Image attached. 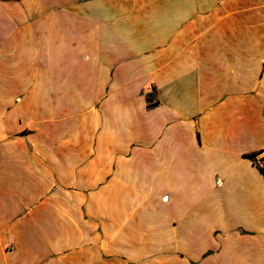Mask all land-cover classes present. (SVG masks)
<instances>
[{
    "label": "crops",
    "instance_id": "crops-1",
    "mask_svg": "<svg viewBox=\"0 0 264 264\" xmlns=\"http://www.w3.org/2000/svg\"><path fill=\"white\" fill-rule=\"evenodd\" d=\"M264 0H0V264H264Z\"/></svg>",
    "mask_w": 264,
    "mask_h": 264
},
{
    "label": "built area",
    "instance_id": "built-area-1",
    "mask_svg": "<svg viewBox=\"0 0 264 264\" xmlns=\"http://www.w3.org/2000/svg\"><path fill=\"white\" fill-rule=\"evenodd\" d=\"M255 162L260 166H264V146L258 149L254 154L251 155Z\"/></svg>",
    "mask_w": 264,
    "mask_h": 264
}]
</instances>
